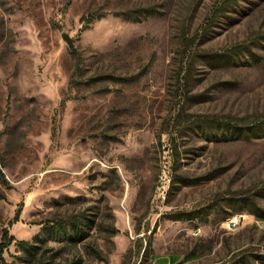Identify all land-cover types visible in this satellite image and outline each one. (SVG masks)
Returning a JSON list of instances; mask_svg holds the SVG:
<instances>
[{
    "label": "rangeland",
    "instance_id": "1",
    "mask_svg": "<svg viewBox=\"0 0 264 264\" xmlns=\"http://www.w3.org/2000/svg\"><path fill=\"white\" fill-rule=\"evenodd\" d=\"M225 1L0 0V264H264V0Z\"/></svg>",
    "mask_w": 264,
    "mask_h": 264
},
{
    "label": "trees",
    "instance_id": "2",
    "mask_svg": "<svg viewBox=\"0 0 264 264\" xmlns=\"http://www.w3.org/2000/svg\"><path fill=\"white\" fill-rule=\"evenodd\" d=\"M230 2V0H226L224 2V4ZM89 20L92 19L91 16H89L88 18ZM242 129V128H241ZM245 129V128H244ZM255 129V130H254ZM246 132L243 133L246 137H249L251 135H254V136H257V134L261 131V129H256V128H253L252 130H249V129H245ZM253 132H256L255 134H253ZM253 214H255L256 217H258L259 219H263L264 220V210L259 208V207H256V210L252 212ZM15 219L18 220V212H17V215L15 216ZM14 240V237L12 235L9 234L8 230H5L3 232V235H2V238L0 240V262H3V253H4V250L13 242ZM21 244H27L25 243L24 241H22Z\"/></svg>",
    "mask_w": 264,
    "mask_h": 264
},
{
    "label": "built area",
    "instance_id": "3",
    "mask_svg": "<svg viewBox=\"0 0 264 264\" xmlns=\"http://www.w3.org/2000/svg\"><path fill=\"white\" fill-rule=\"evenodd\" d=\"M241 222H242V217L241 216H236L234 220H227L228 226L230 228L237 227Z\"/></svg>",
    "mask_w": 264,
    "mask_h": 264
},
{
    "label": "water",
    "instance_id": "4",
    "mask_svg": "<svg viewBox=\"0 0 264 264\" xmlns=\"http://www.w3.org/2000/svg\"><path fill=\"white\" fill-rule=\"evenodd\" d=\"M63 40H65L69 46H73V39L70 37L68 33L62 34Z\"/></svg>",
    "mask_w": 264,
    "mask_h": 264
},
{
    "label": "crops",
    "instance_id": "5",
    "mask_svg": "<svg viewBox=\"0 0 264 264\" xmlns=\"http://www.w3.org/2000/svg\"><path fill=\"white\" fill-rule=\"evenodd\" d=\"M174 263H175V260L173 261ZM166 264L168 263H171V260H169L168 262H165ZM165 263H160V264H165ZM156 264H158V263H156Z\"/></svg>",
    "mask_w": 264,
    "mask_h": 264
},
{
    "label": "bare ground",
    "instance_id": "6",
    "mask_svg": "<svg viewBox=\"0 0 264 264\" xmlns=\"http://www.w3.org/2000/svg\"><path fill=\"white\" fill-rule=\"evenodd\" d=\"M236 217V216H235ZM235 217H232L230 220H234L235 219Z\"/></svg>",
    "mask_w": 264,
    "mask_h": 264
}]
</instances>
